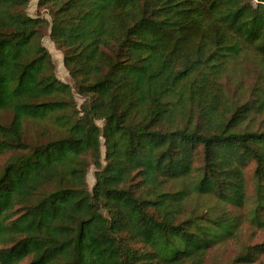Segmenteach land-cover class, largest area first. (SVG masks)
Wrapping results in <instances>:
<instances>
[{"label": "trees", "instance_id": "16d2710c", "mask_svg": "<svg viewBox=\"0 0 264 264\" xmlns=\"http://www.w3.org/2000/svg\"><path fill=\"white\" fill-rule=\"evenodd\" d=\"M28 2L0 0V264H205L264 231V0Z\"/></svg>", "mask_w": 264, "mask_h": 264}, {"label": "rangeland", "instance_id": "374dc122", "mask_svg": "<svg viewBox=\"0 0 264 264\" xmlns=\"http://www.w3.org/2000/svg\"><path fill=\"white\" fill-rule=\"evenodd\" d=\"M36 6L37 0H29L27 12L30 15L36 14ZM41 14L50 19L49 15L45 14L43 10L41 11ZM40 41L45 47H47L48 51L51 54V57L55 64L56 76L64 82H71L68 71L63 64V53L61 50L56 48V46L49 38V30L43 31ZM76 100L79 104L82 101V98L77 95ZM41 131L42 129H38L37 135L42 136ZM2 162L3 160L1 159L0 165L2 164ZM86 178L88 188H91L94 182V167H90L88 169ZM260 241H264V231L255 228L253 225H250L247 222L241 223L240 230L234 238L223 244L216 245L209 250L205 264H214L215 262L218 263L229 260L234 256L235 252L239 249L240 246L244 244H253Z\"/></svg>", "mask_w": 264, "mask_h": 264}]
</instances>
